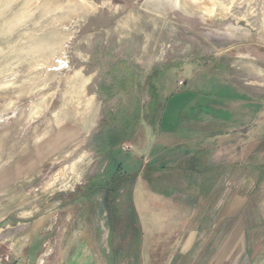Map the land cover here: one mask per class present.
<instances>
[{"label":"rangeland","instance_id":"rangeland-1","mask_svg":"<svg viewBox=\"0 0 264 264\" xmlns=\"http://www.w3.org/2000/svg\"><path fill=\"white\" fill-rule=\"evenodd\" d=\"M194 78H210L197 85L204 103L231 96L233 86L244 105L264 107V0H0V199L24 207L37 200L42 210L50 199H72L76 213L85 201L95 228L111 235L101 243L119 246L109 261L130 257L132 180L116 179L112 193L95 191L92 202L79 198L80 188L104 173L107 135L153 126L154 92L165 99ZM38 144L46 153L39 163ZM67 167L85 169L82 187L55 177ZM168 176L174 189L168 198L154 193L152 203L173 215L164 225L177 231L193 197L177 190L176 173ZM231 176L219 174L218 183ZM251 177L244 168V181Z\"/></svg>","mask_w":264,"mask_h":264},{"label":"crops","instance_id":"crops-1","mask_svg":"<svg viewBox=\"0 0 264 264\" xmlns=\"http://www.w3.org/2000/svg\"><path fill=\"white\" fill-rule=\"evenodd\" d=\"M196 78L165 99L158 96L155 124L144 122L125 147L112 150L105 166L107 179L118 169L136 175L128 220L133 230L125 251L130 257L109 261L106 254L119 253V246L101 243L111 235L95 228L85 201L79 205L83 213H76L72 199H50L43 210L37 200L24 207V201L14 206L8 205L13 199H0V264H264V107L244 105V92L233 86L231 96L217 101L215 95L204 103L197 85L210 78ZM54 141L49 139V148ZM42 148L38 144L33 154L38 163L46 156ZM244 168L252 174L245 181ZM80 171L67 167L54 175L74 189L84 185L77 182L86 172ZM238 172L240 180L234 182L231 175ZM174 173L177 190L193 197L190 212L176 218L183 222L177 231L164 225L173 215L156 213L152 203L154 193L169 197L174 186L165 177ZM221 173L231 176L225 184L218 183ZM154 254H163V260L153 261Z\"/></svg>","mask_w":264,"mask_h":264},{"label":"trees","instance_id":"trees-1","mask_svg":"<svg viewBox=\"0 0 264 264\" xmlns=\"http://www.w3.org/2000/svg\"><path fill=\"white\" fill-rule=\"evenodd\" d=\"M152 107H150V111L152 113V121L151 123L154 125V119L157 118V110H158V95L157 93L154 92V95L152 96ZM137 128V127H136ZM138 129H135L131 134L128 136L124 135L122 130H114L112 131L106 138L104 148H99L100 152H105L106 153V161L110 160L112 150L116 147H118L121 143L124 141L132 139L135 134L137 133ZM136 175L132 174H125L121 173V171L118 169L114 175H112L109 179L105 178V172L103 174H100L98 177H96L93 181L89 182L86 187L80 188L85 191V193H79V198H85L89 201L92 202L94 198V192L95 191H103L107 193H112L113 191V184L116 179L120 180L121 184L123 183L124 180L126 179H131L132 183L135 179ZM107 200V199H106ZM106 204L110 206V203L106 201ZM129 206L131 213L133 215V208L131 206V199L129 197Z\"/></svg>","mask_w":264,"mask_h":264},{"label":"bare ground","instance_id":"bare-ground-1","mask_svg":"<svg viewBox=\"0 0 264 264\" xmlns=\"http://www.w3.org/2000/svg\"><path fill=\"white\" fill-rule=\"evenodd\" d=\"M91 4V3H90Z\"/></svg>","mask_w":264,"mask_h":264}]
</instances>
